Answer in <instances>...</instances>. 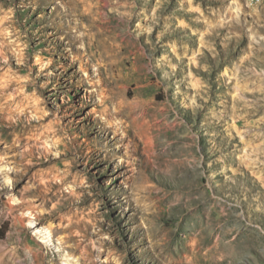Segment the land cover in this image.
<instances>
[{
  "label": "rangeland",
  "instance_id": "rangeland-1",
  "mask_svg": "<svg viewBox=\"0 0 264 264\" xmlns=\"http://www.w3.org/2000/svg\"><path fill=\"white\" fill-rule=\"evenodd\" d=\"M64 263L264 264V0H0V264Z\"/></svg>",
  "mask_w": 264,
  "mask_h": 264
},
{
  "label": "bare ground",
  "instance_id": "bare-ground-1",
  "mask_svg": "<svg viewBox=\"0 0 264 264\" xmlns=\"http://www.w3.org/2000/svg\"><path fill=\"white\" fill-rule=\"evenodd\" d=\"M95 48L97 49L95 52H91V55L89 56L90 61H93L94 55H98L99 57H101L102 53H101V49H104L105 51L108 52H113L114 48L113 45H95ZM110 56H112L110 54ZM114 56V55H113ZM114 68V67H113ZM103 130H105V127H103ZM33 225V224H32ZM31 225V226H32ZM35 233V232H34ZM38 233V231H37ZM41 235V234H40ZM44 243L48 244L47 242L44 241ZM64 264H68V263H64Z\"/></svg>",
  "mask_w": 264,
  "mask_h": 264
}]
</instances>
